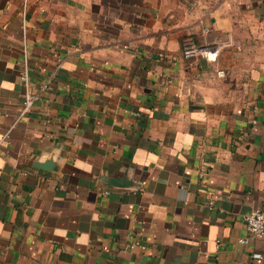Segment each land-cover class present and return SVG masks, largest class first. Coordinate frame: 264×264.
<instances>
[{"label":"crops","instance_id":"1","mask_svg":"<svg viewBox=\"0 0 264 264\" xmlns=\"http://www.w3.org/2000/svg\"><path fill=\"white\" fill-rule=\"evenodd\" d=\"M193 1L0 0V264H264V0Z\"/></svg>","mask_w":264,"mask_h":264},{"label":"built area","instance_id":"2","mask_svg":"<svg viewBox=\"0 0 264 264\" xmlns=\"http://www.w3.org/2000/svg\"><path fill=\"white\" fill-rule=\"evenodd\" d=\"M183 3L190 15L194 16L197 13V5L195 1L183 0ZM198 23L200 26L199 34L187 33L182 40V55L184 59L194 65H201V61L203 59L216 60L218 53L222 49L232 45L231 37L223 39V36L219 35L213 40L209 39L213 29L210 25H207L204 15H201V17L198 18ZM213 56L215 57L213 58ZM218 75L223 76L225 73L224 71H218ZM26 76L27 75L23 77L25 81H27ZM48 86L49 82L43 83L40 90L44 91L48 88ZM38 98L39 95L26 92L19 110V117L27 114L32 109ZM8 137L9 132L0 138V147ZM246 228L252 237L261 238L264 235V209H255L246 215ZM239 242L241 244H246L249 240L247 238H240ZM134 243L139 245L142 249H146V245L142 244L140 241L134 239ZM253 256L259 260L264 258V256L260 253H256Z\"/></svg>","mask_w":264,"mask_h":264},{"label":"water","instance_id":"3","mask_svg":"<svg viewBox=\"0 0 264 264\" xmlns=\"http://www.w3.org/2000/svg\"><path fill=\"white\" fill-rule=\"evenodd\" d=\"M201 63H202V67H206V65H207V60H206V59H203V60L201 61Z\"/></svg>","mask_w":264,"mask_h":264}]
</instances>
